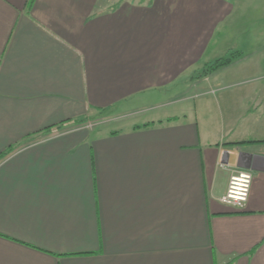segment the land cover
I'll return each instance as SVG.
<instances>
[{"label":"crops","instance_id":"obj_1","mask_svg":"<svg viewBox=\"0 0 264 264\" xmlns=\"http://www.w3.org/2000/svg\"><path fill=\"white\" fill-rule=\"evenodd\" d=\"M0 264H264V0H0Z\"/></svg>","mask_w":264,"mask_h":264},{"label":"built area","instance_id":"obj_2","mask_svg":"<svg viewBox=\"0 0 264 264\" xmlns=\"http://www.w3.org/2000/svg\"><path fill=\"white\" fill-rule=\"evenodd\" d=\"M211 92H215L212 89ZM97 124H101L99 121L82 124L78 128H91ZM252 182V174L245 170H235L229 180L226 194L222 197V201L228 204L242 207L247 201L249 191Z\"/></svg>","mask_w":264,"mask_h":264},{"label":"rangeland","instance_id":"obj_3","mask_svg":"<svg viewBox=\"0 0 264 264\" xmlns=\"http://www.w3.org/2000/svg\"><path fill=\"white\" fill-rule=\"evenodd\" d=\"M114 0H111V2H113ZM116 1V0H115ZM251 2V1H250ZM249 3V2H248ZM256 4H258V2H256ZM247 5L246 2H244V6L243 8H240V11H245L246 9L244 8L245 6ZM262 4H259V6H261ZM253 12V11H252ZM255 13V16L257 18L258 16V12L257 11H254ZM250 19V17H249ZM239 25H240V28H243L244 31H247L249 32L251 35H253L254 33H257V27L256 26H251L250 22L248 21V19H244L243 21H240L239 22ZM247 48H250V47H247ZM204 71V70H203ZM203 71H201V73L199 72L200 75H202ZM198 74V75H199ZM216 90V89H215ZM95 121H100L101 124H108V122H110L111 120L108 119V117L106 115H101L99 117H95V118H88L87 121L83 124H86V123H91V122H95ZM79 126H82V124L80 123Z\"/></svg>","mask_w":264,"mask_h":264},{"label":"trees","instance_id":"obj_4","mask_svg":"<svg viewBox=\"0 0 264 264\" xmlns=\"http://www.w3.org/2000/svg\"><path fill=\"white\" fill-rule=\"evenodd\" d=\"M234 54L235 53H232L230 56L219 57L212 64L205 67L201 76L208 75L209 73L213 72L214 70H216L220 67L229 65L234 59ZM87 119L88 118H83V119L79 120V123L83 124L87 121Z\"/></svg>","mask_w":264,"mask_h":264},{"label":"water","instance_id":"obj_5","mask_svg":"<svg viewBox=\"0 0 264 264\" xmlns=\"http://www.w3.org/2000/svg\"><path fill=\"white\" fill-rule=\"evenodd\" d=\"M226 156H229V152L226 150V153H225Z\"/></svg>","mask_w":264,"mask_h":264}]
</instances>
